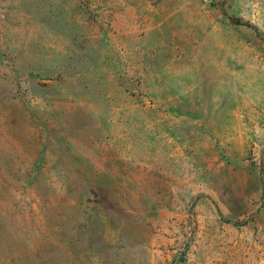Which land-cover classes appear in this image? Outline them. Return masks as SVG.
<instances>
[{
    "label": "rangeland",
    "instance_id": "374dc122",
    "mask_svg": "<svg viewBox=\"0 0 264 264\" xmlns=\"http://www.w3.org/2000/svg\"><path fill=\"white\" fill-rule=\"evenodd\" d=\"M0 264H264V0H0Z\"/></svg>",
    "mask_w": 264,
    "mask_h": 264
}]
</instances>
